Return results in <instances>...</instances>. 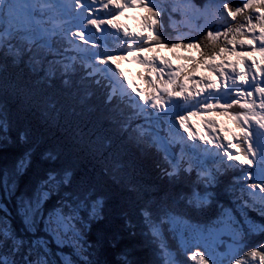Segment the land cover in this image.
<instances>
[{"label": "snow or ice", "instance_id": "obj_1", "mask_svg": "<svg viewBox=\"0 0 264 264\" xmlns=\"http://www.w3.org/2000/svg\"><path fill=\"white\" fill-rule=\"evenodd\" d=\"M11 3L12 0H0V15H3L5 6ZM23 4L25 5L23 16L15 20L9 28L28 33L34 38L47 32L40 27L41 21L34 15L38 7L41 10L47 8L50 12L63 16L71 14L70 20L77 22L79 28L73 35L79 37L85 44L88 43L85 29L89 25L97 32L104 31L102 25H108L117 32L122 30L123 41L115 39L113 43L116 51L108 53L106 58L99 60V63L106 65L111 61V64L119 69V62L131 57L144 66L145 74L140 78L146 84L145 89H139L128 81L138 100L132 97L123 85L120 87L137 113L148 118L150 126L155 128L161 124L166 125L167 135L153 132L154 140L165 153L164 159L169 165V169H165V174L176 175L181 170V163L184 160V148H195L210 158L213 164L211 169L200 168L198 176L203 183L211 186L218 177L233 170L238 171L240 174L234 177V180L249 198L241 207L245 208L259 200L262 205L260 212L264 215V195L257 194V190L264 194V0H241L236 5L230 0H208L201 15L206 21L216 23L219 27L208 30L206 36L199 40L184 34L171 35L168 32L167 21L162 18L167 16V10L161 6L159 0H65L64 3L56 0H23ZM188 6L194 7L190 0ZM110 8H114L115 11H109L105 16L98 15L101 10ZM128 9L144 13L139 32L132 33L127 26L118 23ZM246 10L255 12L256 15H248ZM172 11L176 9L173 8ZM241 15L245 17L243 22L231 23ZM207 26L211 27L210 24ZM64 31L66 35L67 30ZM9 35H12V32ZM2 42L0 38V43ZM68 43L79 47L71 38H68ZM92 47L96 45L93 44ZM177 49L196 50L198 56L179 57L186 61V64L173 65L171 60L159 54L161 50L175 52ZM118 52L122 54H117ZM90 67L89 76L95 72L111 71L108 68ZM201 69L208 75H198ZM119 75L123 77V71ZM234 107H238L240 111H231ZM193 117H199L202 126L190 124ZM215 117H224L233 122L234 130L219 127ZM3 129L4 121L0 120V132ZM180 130L186 134V139L180 135ZM196 140L206 147L201 149L196 144H187V141ZM173 143L182 145L181 155L176 159L170 158L169 148ZM201 163L199 159L196 161L197 166ZM25 168L26 161L21 159L17 165V172ZM183 170L191 172V162L190 166ZM55 179L56 177L50 175L47 182L51 183ZM13 186L11 182L3 184L5 191L9 193L12 192ZM47 196L48 192L38 190L33 200L21 201L19 207L26 224H34L37 219H41L54 236H64L73 241L76 247L82 248L81 236L75 227L78 209L65 205L69 208L68 214L63 212V208H57L49 212L45 218L43 203ZM196 200L199 203L205 202L200 197ZM100 204L101 201L97 200L92 205L93 216L98 214ZM143 215L147 220L149 216L147 209ZM148 223L153 236L159 237L160 226L152 224L150 220ZM222 224L223 228L220 231L232 230L234 236L239 235L230 220L222 221ZM249 227L252 231L257 230L255 225ZM260 230H264V226H260ZM208 231L211 235L213 230ZM0 233H3V229H0ZM193 234L197 247L188 257L193 264H221L213 250H204L198 246L199 241L204 238L201 230L193 229ZM21 244L22 241L14 239L13 254L19 251ZM262 249L264 244L260 248L248 251L246 257L253 260L258 257L259 264H264ZM161 251L165 258L171 255L163 243ZM246 257L237 258L231 261V264H247ZM0 264H16V260L0 256ZM24 264L34 262L25 258ZM35 264H43V261H37ZM65 264L70 262L65 261ZM166 264H172V261L166 260Z\"/></svg>", "mask_w": 264, "mask_h": 264}, {"label": "trees", "instance_id": "obj_2", "mask_svg": "<svg viewBox=\"0 0 264 264\" xmlns=\"http://www.w3.org/2000/svg\"><path fill=\"white\" fill-rule=\"evenodd\" d=\"M230 2L236 5L241 0ZM201 5L202 2L198 6L200 11L204 9ZM199 15L187 20L185 27L182 24L178 30L168 29V32L173 36L184 34L199 40L208 30L219 27L206 21L201 12ZM248 15L255 16L256 13L248 12ZM244 19V15L238 16L236 21L229 18L231 23H240ZM165 20L169 25L171 21ZM201 28L204 30L200 31ZM196 52L179 49V52L161 50L160 53L179 57L180 53L193 56L191 54ZM40 83L22 64L12 65L9 59L0 55V120L4 121V129L0 132V174L14 178L18 195L31 197L38 188L48 192L43 213L63 208L68 214L69 208L65 205L75 207V201L94 204L100 200L103 225L97 227V240L106 246L105 258L110 264H166V260L172 264H193L188 257L196 247L184 240V236L193 235V229L204 231L218 222L228 221L227 218H232L230 222L233 224H241L242 219H255L264 226V216L241 207L249 198L230 174L223 176L214 187L213 184H193L184 176L183 181L176 179L171 183L170 176L165 174L169 165L164 157L150 147L138 152L136 145L141 139L122 136L106 122L93 119L75 102L69 108L56 101L54 108L47 97L54 98L53 94L62 95V92L52 86L47 93ZM31 100L39 102L36 104ZM17 147L20 150H16ZM25 151L29 152L26 154V168L17 172L20 153ZM61 173L67 174V182L47 184L48 174ZM197 197L205 202H197ZM0 203L7 207L4 202ZM145 209L149 212L147 220L143 215ZM0 216L10 224L0 233V256L15 259L16 264H24L25 258L35 264L38 255L26 248V240L30 243L35 239L28 235L22 219L16 214L13 216V212L4 214L1 210ZM81 218L87 220L88 217L82 213ZM148 220L160 226L159 237L153 236ZM14 223L18 226L14 227ZM260 226L256 231L247 228L243 257L264 244V230H260ZM78 227H81L79 223ZM235 229L243 235L241 225ZM14 239L26 246H19V251L13 254ZM97 240L93 246L98 245ZM161 243L171 254L167 258L161 251ZM48 257L57 260L52 255ZM246 261L247 264H259L258 257L255 260L246 257Z\"/></svg>", "mask_w": 264, "mask_h": 264}, {"label": "rangeland", "instance_id": "obj_3", "mask_svg": "<svg viewBox=\"0 0 264 264\" xmlns=\"http://www.w3.org/2000/svg\"><path fill=\"white\" fill-rule=\"evenodd\" d=\"M197 56H198V52H196V57ZM203 75L204 76L206 75V72L204 70H203ZM8 117L11 120H13L10 114H8ZM190 124L200 125L198 122H190ZM14 126L15 127L17 126L15 122H14ZM180 135L184 136L186 139L185 133H182ZM196 141H198L197 145L199 148L202 149L205 147V145L202 142H200L199 140ZM187 144L191 145V141H187ZM194 151L196 153L198 152L197 149H194ZM27 153L29 154V152L27 151L20 153L21 159H24L26 162H28V157L26 156ZM0 175H1L0 202L2 201L4 202V204L7 205V207H5L0 203V210L4 214L8 212H13V216L16 214L22 219L23 225L27 230L28 235L33 237L35 240L33 241L30 240V243L26 240L27 246L21 244L20 247L22 248L23 246H26L27 249L35 252L38 255V257L36 258L37 261H43V264H51V262H55L57 264H65V261L70 262V264H110V262L105 258L106 257L105 254H107V249H105L106 246L100 243L101 240L100 241L97 240L99 235L98 234L99 231L97 227H102L103 225L102 218H100V215L103 214L100 212L99 208H98V214L93 216L91 214L92 205H93L92 203L87 202V204H85L75 201V208L78 209V212L76 213L77 220L75 222V227L77 231L80 233L81 241L83 245L82 248H78L76 247V244L73 241L69 240L68 238H65L64 236H54L45 226L43 220L41 219H37L34 224H26L23 217V212L19 207L20 203L21 201L33 200L39 188L33 191L31 197H27L25 195H18L16 191L18 184L16 183L14 178L8 177L5 174H0ZM52 176L56 177V180H53L51 183H47L49 186H51L52 184L56 185L57 183H61V184L65 183L69 179L68 177L65 178V174L63 173ZM48 178H49V174L46 177V181H48ZM5 182H11L14 185L11 193L5 191L3 187V184ZM258 202L259 200H256L254 203L257 204ZM254 203H252V205H254ZM261 206L262 205H259L258 207L261 208ZM10 207L15 211L11 210ZM47 212L43 213L45 218L49 213ZM82 213L85 214L86 218L88 217L87 220L81 218ZM231 219L232 218H227L228 221ZM78 223L81 225V227H78ZM239 223L241 224H238V222H235L234 224L232 223L234 229L236 228L237 225L238 226L241 225L243 235L239 234L238 236H234L232 230L220 231V229L223 228L222 222H218L217 224L214 225V227L211 226L206 229L204 228V231L201 230L204 238L199 241L198 246L204 250H209V249L213 250L217 258L221 261V264H231V261H234L237 258H243V256L241 255L243 250V240L248 235L247 234L248 232H246L247 228L250 227L248 224L245 225L243 223V219ZM254 223L255 221H253V224ZM9 226L10 224L8 223V221L5 220L4 216H0V227L2 229L3 228L5 229V227H9ZM17 226L18 224L14 223V227ZM255 226L259 227L260 223L257 222ZM92 229H95V232H93ZM209 229L213 230L211 235L209 234L208 231ZM235 231L237 232V229H235ZM85 236L88 238L85 239ZM9 239L7 238V241H9ZM96 240L98 241L97 242L98 245L93 246L92 243ZM184 240L186 242L190 241L192 247H197V245L194 242V234L192 236L189 235L184 236ZM101 247L103 249H101ZM84 254L86 255V258L84 257ZM47 255L48 256L52 255L54 258L56 257L57 260H49V257Z\"/></svg>", "mask_w": 264, "mask_h": 264}, {"label": "bare ground", "instance_id": "obj_4", "mask_svg": "<svg viewBox=\"0 0 264 264\" xmlns=\"http://www.w3.org/2000/svg\"><path fill=\"white\" fill-rule=\"evenodd\" d=\"M137 25L138 26H140V24H141V20H138L137 22ZM90 29H91V27H90ZM45 76V75H44ZM46 77V76H45ZM45 82H48L47 81V78H45ZM37 86V85H36ZM49 87H52V85H51V82H50V80H49ZM25 89V88H24ZM37 90V89H36ZM23 94V93H22ZM43 95H44V93H43ZM42 98V97H41ZM21 99V98H20ZM44 99V98H43ZM20 102V101H19ZM22 102V101H21ZM47 113V112H46ZM247 200V199H246Z\"/></svg>", "mask_w": 264, "mask_h": 264}]
</instances>
